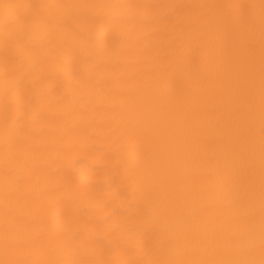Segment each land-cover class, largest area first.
<instances>
[{
	"label": "snow or ice",
	"instance_id": "obj_1",
	"mask_svg": "<svg viewBox=\"0 0 264 264\" xmlns=\"http://www.w3.org/2000/svg\"><path fill=\"white\" fill-rule=\"evenodd\" d=\"M0 81V264H264V0H0ZM72 136L135 214L84 190Z\"/></svg>",
	"mask_w": 264,
	"mask_h": 264
},
{
	"label": "bare ground",
	"instance_id": "obj_2",
	"mask_svg": "<svg viewBox=\"0 0 264 264\" xmlns=\"http://www.w3.org/2000/svg\"><path fill=\"white\" fill-rule=\"evenodd\" d=\"M28 2H49V3H184V4H259L260 0H28ZM204 13H224L226 9H202L198 10ZM258 13V9L256 10ZM256 92L257 105L259 102V49L257 47L256 58ZM2 86V81H0ZM2 119V115H0ZM108 119L104 113H90L86 118H76L71 124L81 129H87L90 121H100ZM114 120L115 117H112ZM55 127V125H53ZM59 134L54 133L49 142L58 141ZM66 142L73 145L70 153L71 160H81V168L74 169L73 174L83 177V187L87 192L93 193L98 198H104L110 194H114L117 188L125 192L127 200L124 197L117 198L115 206L125 215L135 214L137 211V199L131 196L132 188L127 185L120 184L119 180L113 184V177L116 175L113 165H110L104 158L110 151L107 143L102 137L89 136H72L66 138ZM98 169L95 172H87L82 170ZM131 203V207L128 204ZM108 243V241H106ZM123 243V241H120Z\"/></svg>",
	"mask_w": 264,
	"mask_h": 264
}]
</instances>
